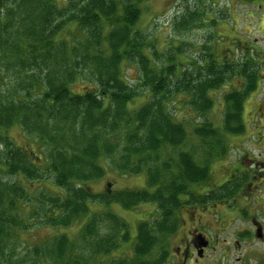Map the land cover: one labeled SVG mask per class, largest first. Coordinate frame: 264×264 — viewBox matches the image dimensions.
<instances>
[{
  "label": "trees",
  "instance_id": "trees-1",
  "mask_svg": "<svg viewBox=\"0 0 264 264\" xmlns=\"http://www.w3.org/2000/svg\"><path fill=\"white\" fill-rule=\"evenodd\" d=\"M146 1L0 0V174L15 177L4 181L0 175V264H109L120 241H129L127 225H120L125 235L108 233V221L117 219L108 211L89 214L87 197L95 202L99 196L85 185L101 177L110 163L147 178L144 190L118 198L127 206L156 203L159 220L171 225L163 230L158 220L154 231L139 223L132 254L116 264H163L182 207L213 197L230 201L239 193V183H210L211 161L216 153L227 152L228 134L242 131L245 99L253 89L243 84L225 92L222 126L197 122L212 110L209 92L234 75L232 66L211 52L189 64L173 55L161 58L140 27ZM197 13L190 11L191 16ZM160 59L162 66L152 65ZM128 64L138 71V87L124 74ZM79 83L83 89L75 91ZM141 88L149 89L150 99L134 108ZM178 94H184L179 103L197 119L188 114L189 119L175 122L165 103ZM14 127L38 143L42 157L14 143L9 134ZM191 140H198L199 147ZM185 144L190 150H181ZM172 150L176 153L163 162ZM194 153L205 160L198 163ZM50 177L67 193L63 200L57 193L52 202L61 204L58 217H64L42 220L21 178L34 183ZM201 185L203 193L192 189ZM108 200L101 203L108 205ZM81 217L85 222L78 239L58 231L59 225ZM48 223L55 232L30 234Z\"/></svg>",
  "mask_w": 264,
  "mask_h": 264
},
{
  "label": "rangeland",
  "instance_id": "rangeland-1",
  "mask_svg": "<svg viewBox=\"0 0 264 264\" xmlns=\"http://www.w3.org/2000/svg\"><path fill=\"white\" fill-rule=\"evenodd\" d=\"M263 9L264 0L256 1L254 5L252 0L146 1L140 27L149 42H154L152 44L161 53V58L163 54L173 55L178 61L189 64L191 61L202 60L203 55L211 52L218 62L229 61L226 63L231 64L230 69L234 74L225 84L209 92L214 104L212 110L201 118H198L193 111L188 112L185 104L179 103L184 94H178L174 98L168 97L165 104L175 122L183 118L187 119L188 114H193L191 120L195 118H198L197 122L210 120L215 126H222L221 121L226 107L221 100L225 92L240 89L243 84L253 89L248 99H245L242 131L238 134H228L225 142L227 152L216 153L211 161L210 183L215 187L230 181L239 183V193L230 201L225 199L216 201L217 198L211 200L214 199L213 197L206 199L205 203L198 202L195 205L182 207L177 213L179 218L174 233L167 239L169 256L163 264H264ZM191 10L197 11L198 16H191ZM185 17L189 19L184 21ZM183 22L185 24H181ZM178 47L184 50L179 52L180 54L175 51ZM205 48L210 51L205 52ZM147 53L154 59L153 51L148 50ZM162 61L163 59L154 61L152 65L157 62L158 66H162ZM125 70L124 74L128 81L130 80V84L138 87L140 83L137 81L138 71L135 66L128 64ZM83 86L84 84L79 83L75 91H81ZM149 99V89L143 90L142 95L134 100L133 107L139 108ZM22 131L20 127H14L9 131L14 143L42 157L38 143ZM198 143L199 141L196 140L193 147H199ZM181 150H190V146L185 144ZM192 151L194 152V148ZM170 152L171 155H163L165 158L163 162L176 153L173 150ZM194 155L198 163L205 160L202 154L194 153ZM105 167L101 177L89 180L85 185L87 192L99 196V199L94 202L89 196L86 202L90 209L89 214L108 211L116 217L117 223L114 220L108 221V233L116 232L117 235L122 236L128 230L129 241L121 240L120 247L109 254V264H116L124 256L132 254L131 241L135 239L139 223H148L154 231L159 227L168 230L171 225L159 220L160 210L156 203L135 202L127 206L124 199L118 198L126 192L136 193L144 190L147 187V178L144 174H131L126 170L123 172L116 169L114 163ZM0 175L4 181L15 180V177L7 173ZM21 185L27 190L30 200L33 201L31 207L37 211L40 219L46 220L49 217L60 219L63 216L58 217L61 204L52 205V202L60 196L57 193L62 194V200L67 193L59 188L51 177L34 183L21 178ZM204 187L201 185L192 189L203 193ZM106 196H109L108 205L101 203ZM53 209L55 211H52ZM44 210L48 212L45 214ZM78 219L81 220L76 219L68 226L59 225L58 231L71 239H78L85 218ZM121 223L127 225V230L121 228ZM156 223L158 228L153 229ZM46 225L48 227H39L30 234L45 236L47 232L56 231L51 227V223ZM259 229L260 237L257 235ZM98 233L102 234V232ZM194 241L199 245V249L194 246L188 248L189 261L184 262L182 260L185 255L184 249ZM202 241L207 242L206 247H202Z\"/></svg>",
  "mask_w": 264,
  "mask_h": 264
},
{
  "label": "flooded vegetation",
  "instance_id": "flooded-vegetation-1",
  "mask_svg": "<svg viewBox=\"0 0 264 264\" xmlns=\"http://www.w3.org/2000/svg\"><path fill=\"white\" fill-rule=\"evenodd\" d=\"M252 1L254 3V2L258 1V0H252ZM191 246H194V248H196V249L198 248L199 249V245L196 243V241H194L192 243H189L187 245V249H184L185 250V255H184L183 259H182L184 262H188L189 261L190 250H188V248H190Z\"/></svg>",
  "mask_w": 264,
  "mask_h": 264
},
{
  "label": "water",
  "instance_id": "water-1",
  "mask_svg": "<svg viewBox=\"0 0 264 264\" xmlns=\"http://www.w3.org/2000/svg\"><path fill=\"white\" fill-rule=\"evenodd\" d=\"M257 235L260 237V235H261V230H260V229L258 230V233H257ZM201 244H202V247H206V246H207V242H203V241H202V243H201ZM199 255L201 256V254H200V253H199Z\"/></svg>",
  "mask_w": 264,
  "mask_h": 264
}]
</instances>
